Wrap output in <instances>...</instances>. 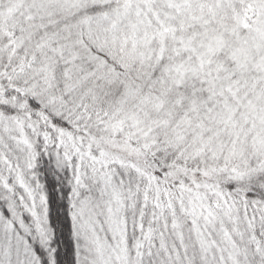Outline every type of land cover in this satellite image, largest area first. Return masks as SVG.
Returning <instances> with one entry per match:
<instances>
[{
  "label": "snow or ice",
  "instance_id": "obj_1",
  "mask_svg": "<svg viewBox=\"0 0 264 264\" xmlns=\"http://www.w3.org/2000/svg\"><path fill=\"white\" fill-rule=\"evenodd\" d=\"M0 264H264V0H0Z\"/></svg>",
  "mask_w": 264,
  "mask_h": 264
}]
</instances>
